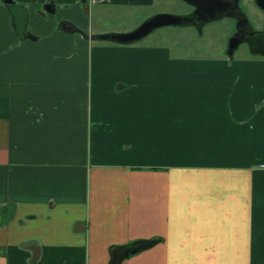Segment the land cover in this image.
Segmentation results:
<instances>
[{
    "label": "crops",
    "instance_id": "0c3cea01",
    "mask_svg": "<svg viewBox=\"0 0 264 264\" xmlns=\"http://www.w3.org/2000/svg\"><path fill=\"white\" fill-rule=\"evenodd\" d=\"M14 1L32 37L0 0V264L138 240L118 264H264V55L91 38L93 6L155 0Z\"/></svg>",
    "mask_w": 264,
    "mask_h": 264
},
{
    "label": "rangeland",
    "instance_id": "374dc122",
    "mask_svg": "<svg viewBox=\"0 0 264 264\" xmlns=\"http://www.w3.org/2000/svg\"><path fill=\"white\" fill-rule=\"evenodd\" d=\"M155 1L153 6L141 10H136V7L132 6L123 8L112 6L104 13L101 6H93L90 12L93 30L123 32L134 28L148 15L155 12L182 14L190 11L188 3L183 0ZM240 6L250 25L256 30H263L264 10L256 4L255 0H242ZM235 32V20L231 17H220L205 23L201 30L194 25L158 27L147 36V39L168 44L174 53L218 56L227 53L229 42ZM239 44L240 48L236 47L233 50V58L234 56L241 58V55L251 58L258 56L256 54L258 52L246 42H239Z\"/></svg>",
    "mask_w": 264,
    "mask_h": 264
},
{
    "label": "water",
    "instance_id": "95a60500",
    "mask_svg": "<svg viewBox=\"0 0 264 264\" xmlns=\"http://www.w3.org/2000/svg\"><path fill=\"white\" fill-rule=\"evenodd\" d=\"M190 4L193 9L188 13L182 14H171V13H156L151 17L144 20L135 29L126 32H107L97 35H91V38H97L100 40H107L112 42H117L121 44L136 42L153 30L162 26H176V25H194L197 29L201 30L203 25L211 20L220 17H232L235 20L236 28L239 29L245 25H249L246 15L243 11H240L241 0H184ZM7 5L12 18L13 27L15 32L19 36L32 37L29 34H25L26 24H27V10L26 8L16 3L14 0H3ZM256 4L264 10V0H255ZM51 3L45 4L43 7L47 12L51 11ZM53 11V9H52ZM248 41L253 48V43L249 39L237 40L232 37L229 42L227 55L231 60L233 50L237 47L239 42ZM232 44V45H231ZM254 50V49H253ZM256 51V50H254ZM259 52V51H258ZM139 248V247H138ZM136 247L129 251H126L124 256H128L130 253L135 252Z\"/></svg>",
    "mask_w": 264,
    "mask_h": 264
},
{
    "label": "flooded vegetation",
    "instance_id": "af4514ba",
    "mask_svg": "<svg viewBox=\"0 0 264 264\" xmlns=\"http://www.w3.org/2000/svg\"><path fill=\"white\" fill-rule=\"evenodd\" d=\"M90 1V0H89ZM184 1V0H183ZM234 1V0H232ZM242 1V0H241ZM187 3V2H186ZM189 7H190V11L193 9V7L188 4ZM240 11H243L242 9H239ZM188 11V12H190ZM187 11L185 13H188ZM156 13H159V12H155L153 14H150L149 16H147L144 20H146L147 18L151 17L152 15L156 14ZM143 20V21H144ZM142 21V22H143ZM141 22V23H142ZM140 23V24H141ZM138 24V25H140ZM137 25V26H138ZM137 26H135L134 28L130 29V30H127V31H131L133 29H135ZM105 33V32H104ZM236 41L237 40H241V39H249L252 43H253V49L256 50V52H260L261 54L264 55V29L263 30H256L255 28H253L250 24L249 25H245L241 28H239L237 30V32H235L234 36H233ZM242 42H246L247 45L249 46V42L248 41H242ZM241 42V43H242ZM251 45V44H250ZM241 46L240 44L237 45V47ZM228 51V49H227ZM258 52V53H259Z\"/></svg>",
    "mask_w": 264,
    "mask_h": 264
},
{
    "label": "trees",
    "instance_id": "16d2710c",
    "mask_svg": "<svg viewBox=\"0 0 264 264\" xmlns=\"http://www.w3.org/2000/svg\"><path fill=\"white\" fill-rule=\"evenodd\" d=\"M143 241H146V240H138V241L132 242V243L124 245V246H111V248H110V263L109 264H118L119 263V261L123 258V255L119 254V252L121 250L129 251L132 249V247H136L137 250L144 248L146 244ZM147 241L154 243L157 241V239L155 238V239H151V240H147ZM135 244L137 246H135Z\"/></svg>",
    "mask_w": 264,
    "mask_h": 264
}]
</instances>
